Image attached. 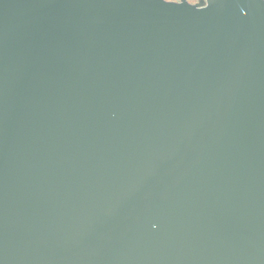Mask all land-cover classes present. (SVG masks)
<instances>
[{
	"label": "water",
	"instance_id": "water-1",
	"mask_svg": "<svg viewBox=\"0 0 264 264\" xmlns=\"http://www.w3.org/2000/svg\"><path fill=\"white\" fill-rule=\"evenodd\" d=\"M0 264H264V0H0Z\"/></svg>",
	"mask_w": 264,
	"mask_h": 264
},
{
	"label": "flooded vegetation",
	"instance_id": "flooded-vegetation-1",
	"mask_svg": "<svg viewBox=\"0 0 264 264\" xmlns=\"http://www.w3.org/2000/svg\"><path fill=\"white\" fill-rule=\"evenodd\" d=\"M167 2H173V3H181L183 0H165ZM187 3L191 5H197L201 3V0H185Z\"/></svg>",
	"mask_w": 264,
	"mask_h": 264
}]
</instances>
